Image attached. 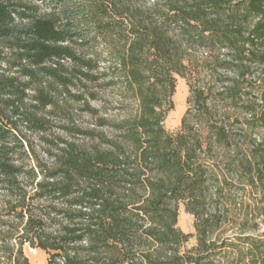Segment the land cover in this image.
<instances>
[{
	"label": "trees",
	"instance_id": "16d2710c",
	"mask_svg": "<svg viewBox=\"0 0 264 264\" xmlns=\"http://www.w3.org/2000/svg\"><path fill=\"white\" fill-rule=\"evenodd\" d=\"M38 1L45 19L26 6ZM20 8L19 21L11 19ZM90 28L113 42L137 102L127 131L132 151L122 144L105 151L59 140L50 143L64 145L60 155L38 171L27 162L31 154L19 124L36 132L50 126L40 113L57 107V86L86 76L82 69L91 65L82 55ZM122 34L127 39L118 47L115 37ZM6 50L17 72L0 74V264H29L25 245L45 252V264H222L229 242L216 233L226 222L221 209L205 208L215 174L201 154L211 145L234 149L242 172L261 183L264 158L254 166L223 127H213V143L204 141L189 110L175 135L162 123L174 75L186 80L205 111L208 90L198 82L206 64L224 85L218 95L232 103L249 79L264 84V0H0V59ZM29 90L33 104L26 103ZM217 191L215 199H223ZM180 202L195 219L190 247L193 235L177 226ZM256 209L264 217V192ZM248 216L246 209L245 222ZM242 238L238 243L248 245L251 261L242 263L255 264L258 248Z\"/></svg>",
	"mask_w": 264,
	"mask_h": 264
},
{
	"label": "rangeland",
	"instance_id": "374dc122",
	"mask_svg": "<svg viewBox=\"0 0 264 264\" xmlns=\"http://www.w3.org/2000/svg\"><path fill=\"white\" fill-rule=\"evenodd\" d=\"M145 1L148 0H133L137 4ZM26 6L34 9L32 15L36 19L47 18L46 11L38 5L28 3ZM22 12L21 8L15 9L11 13V19H18ZM91 28L86 40L89 44L82 51L83 59L91 65L82 69L86 76L77 77L68 87L57 86V107H47L40 113L50 122V126L45 132H36L29 130L25 123L19 124L18 134L25 138L24 148L31 154L27 162L30 166H36L38 171L50 167L54 163V155H60V148L64 145L60 143L58 147H53L50 143L56 144L59 140L75 142L86 149L98 148L105 151L111 150L113 143L122 144L126 150L132 151L127 131L138 114V105L118 67L117 52L111 46L113 42L103 35L95 37ZM126 39L125 34L115 37L116 45L120 47ZM64 65L70 68L72 63L65 59ZM258 69L256 67L253 70L255 76ZM210 72L212 66L206 64L198 82L199 86L208 90V111L195 104L186 80L174 75V92L170 98L172 105L164 116V130L175 135L180 129L183 116L189 110V118L195 123L204 141L213 143V127H223L232 146L236 145L242 152L249 153L253 163L261 161L264 158V84L259 81L254 83L253 79H249L247 88L243 91L245 94L239 101L232 103L218 95L224 85L219 80L217 71L212 72L213 75H209ZM28 94L30 97L26 99V103L33 104V92L29 90ZM101 136L103 140H100ZM237 158L240 156L236 157L234 149L217 145H211L210 149H205L201 154V159L211 165L210 170L215 174L210 178L205 208L209 212H213L215 208L221 209L219 216H223L226 222L216 233L221 242H229V251H223L228 253L221 255L222 264H243V258H246L245 263L251 262L248 245L238 243L244 239L242 237H249L258 248L255 251V264H264V217L256 209L261 205L264 179L262 183L256 179L250 180L239 167ZM42 175L40 173L39 177ZM216 189L217 192H224L223 199H215ZM246 209L249 211L247 222L244 221ZM194 222V217L185 211L184 204L178 203L177 226L183 233L193 235L189 240V247L195 244ZM23 251L29 264L46 263L48 255L45 252L31 249L27 245Z\"/></svg>",
	"mask_w": 264,
	"mask_h": 264
},
{
	"label": "built area",
	"instance_id": "2783aa9c",
	"mask_svg": "<svg viewBox=\"0 0 264 264\" xmlns=\"http://www.w3.org/2000/svg\"><path fill=\"white\" fill-rule=\"evenodd\" d=\"M37 5L44 11H46V9L42 6V3L41 1H38L37 2ZM47 12V11H46ZM16 21H18L17 18H15ZM67 43H62V45H66ZM8 58L10 59V54L8 53V51H4L2 53V58L0 59V74L3 73L5 75H8V76H13L16 74L17 72V69L16 68H11L8 66Z\"/></svg>",
	"mask_w": 264,
	"mask_h": 264
}]
</instances>
